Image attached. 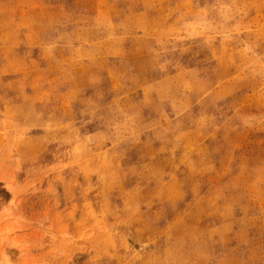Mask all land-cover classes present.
Segmentation results:
<instances>
[{
  "label": "rangeland",
  "instance_id": "obj_1",
  "mask_svg": "<svg viewBox=\"0 0 264 264\" xmlns=\"http://www.w3.org/2000/svg\"><path fill=\"white\" fill-rule=\"evenodd\" d=\"M0 264H264V0H0Z\"/></svg>",
  "mask_w": 264,
  "mask_h": 264
}]
</instances>
